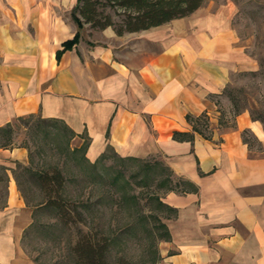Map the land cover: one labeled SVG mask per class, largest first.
Segmentation results:
<instances>
[{"label": "crops", "instance_id": "crops-1", "mask_svg": "<svg viewBox=\"0 0 264 264\" xmlns=\"http://www.w3.org/2000/svg\"><path fill=\"white\" fill-rule=\"evenodd\" d=\"M73 6L65 17L59 0H0V126L28 114L60 119L74 138H87L90 162L110 145L123 157H155L189 182L195 189L162 198L176 213L162 220L169 239L161 264H264V124L248 110L233 117L230 105L221 113L215 99L225 97L231 73L259 68L247 45L231 27L209 25L159 51L123 45L197 8L137 32L94 30L99 40L81 36L57 58L77 30ZM204 111L214 122L209 138H173L191 132L187 113ZM243 130L254 142L243 141ZM17 162L27 165V148L0 147V264H31L18 253L33 209L14 179Z\"/></svg>", "mask_w": 264, "mask_h": 264}, {"label": "rangeland", "instance_id": "rangeland-1", "mask_svg": "<svg viewBox=\"0 0 264 264\" xmlns=\"http://www.w3.org/2000/svg\"><path fill=\"white\" fill-rule=\"evenodd\" d=\"M59 1L65 9L61 14L69 17V9L75 0ZM204 25L231 27L247 45V51L258 60L256 71L231 73L228 86L255 114L264 117V0H204L192 15L151 29L146 36L141 33L125 36L123 45L131 50L159 51L175 38L186 40L191 29ZM93 31L86 24L80 29V37L87 41L99 40ZM215 99L217 109L228 115L229 99L226 96ZM27 121L26 129L22 127L23 122L18 126L14 139L30 148L29 170L17 168L16 174L20 193L33 211L31 223L19 241L18 253L31 264H73L70 245L77 239L79 231H91L109 239L106 252L109 263L161 264L164 240L160 237L164 231L159 223L170 212L157 200L162 201L165 195L157 185L161 184L167 171L160 165H146L124 158L114 150L92 164L81 150L73 149L84 139L69 140L60 124L46 126L38 115ZM48 130L56 135L47 133ZM52 167L61 170L64 176L62 198L74 208V215H82L81 221L63 225L57 220L54 208L39 204L44 195L36 174ZM4 190L5 181L2 180L1 199Z\"/></svg>", "mask_w": 264, "mask_h": 264}, {"label": "trees", "instance_id": "trees-1", "mask_svg": "<svg viewBox=\"0 0 264 264\" xmlns=\"http://www.w3.org/2000/svg\"><path fill=\"white\" fill-rule=\"evenodd\" d=\"M204 0H76L75 5L71 9V17L77 25L78 30L74 36L64 41L63 49L56 52L57 58L60 56L63 50L71 48L75 43L79 41L80 29L84 25L89 24L93 30H101L106 27H111L117 35H122L126 32H137L140 30H146L151 27L159 26L172 19L187 16L199 8ZM110 10V11H109ZM254 73V72H252ZM235 90L231 89L228 84L224 87L222 94L226 96L231 103L232 116L238 115L244 110H248L251 118L258 119L264 124V117L255 112L246 105L245 101H242V97L234 93ZM34 115L28 114L24 116L16 117L12 122H9L3 126H0V147L12 148L13 146H23L27 148L30 156V148L25 143H16L15 135L17 133L18 126L27 128V120ZM39 116V115H38ZM187 122L191 125V132H178L173 133L175 139H193V133L196 132L204 138H209L211 133V123L209 121V115L206 111L199 115H192L187 113L185 115ZM42 124L50 125H61L65 132L68 134L69 140L75 137V133L60 119L56 118H42L39 116ZM219 125H225L226 121L219 117ZM47 133L53 134V131H47ZM53 135H56L53 134ZM241 136L244 142L250 144L253 140L247 130L241 132ZM84 141L77 145L75 144L73 149L81 150L85 154L88 140L83 135H79ZM250 138H252L250 140ZM113 150L110 145L105 147V150L93 161L90 162L95 164L100 159L105 158L108 151ZM124 158L134 159L140 163L146 165H160L167 175L161 179V184L157 186L161 188V192H187L191 188V184L183 179L174 177L172 171L159 159L157 158H137L126 156ZM152 161V162H149ZM21 168L23 171H28L29 168L25 164L15 163V168L12 173L16 181L17 187L20 191V183L16 174V169ZM36 178L39 183L40 190L42 191L44 198L41 204L44 207H52L56 211V218L63 225H67L75 222L76 220L81 221L82 215L76 213L74 208H71L70 204L66 202L61 195V190L64 186V176L58 167H52L48 170L38 172ZM2 179V177H1ZM4 180V179H3ZM158 182V181H157ZM24 198V197H23ZM161 207L170 212L169 215L165 216L168 218L175 215L176 210L157 198ZM147 220V217H144ZM160 226L164 233L160 237L163 240L169 239V233L166 225L160 221ZM77 239L72 245H70V251L73 255V264H126L125 262L109 263L106 259V252L109 245V239L106 236H99L96 232L91 231H79Z\"/></svg>", "mask_w": 264, "mask_h": 264}, {"label": "bare ground", "instance_id": "bare-ground-1", "mask_svg": "<svg viewBox=\"0 0 264 264\" xmlns=\"http://www.w3.org/2000/svg\"><path fill=\"white\" fill-rule=\"evenodd\" d=\"M54 65V64H53ZM51 67V66H50Z\"/></svg>", "mask_w": 264, "mask_h": 264}]
</instances>
